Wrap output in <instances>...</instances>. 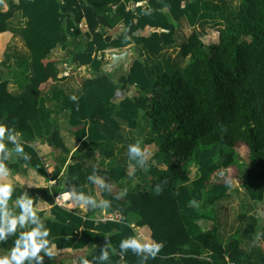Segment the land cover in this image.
<instances>
[{"label":"trees","instance_id":"1","mask_svg":"<svg viewBox=\"0 0 264 264\" xmlns=\"http://www.w3.org/2000/svg\"><path fill=\"white\" fill-rule=\"evenodd\" d=\"M150 1L156 10L141 16L121 10L128 33L150 27L151 33L139 35L137 42L153 57L178 43L185 65L161 68L140 49L127 74L121 73L117 79L86 77L77 100L65 97L63 104L70 112L69 128L91 124L97 135L110 141H115L125 126L137 128L144 112L159 142L154 156L143 159L147 182L125 190L123 196L106 188L102 196L108 210L119 212L122 220L96 223L92 216L98 206L89 196L94 182L83 162L75 161L67 166L63 187L32 189L36 195L33 204L41 197L55 205V197L67 191L85 198L87 219L68 210L63 211L65 217L54 209L51 213L71 233L82 226L102 234L103 242L86 256V264H215L216 257L224 264H264V223L258 227L251 216L239 215L249 221L238 236L225 240L217 219L200 210L205 201L215 205L220 195L212 192L227 190L234 179L253 202L264 201V0H242L237 13L228 18L227 30L217 31L214 42L208 41L213 32L203 37L194 30L181 40L177 37V22L190 14L191 0ZM97 2L59 0L45 12L38 0L0 3V32L7 30V20L17 10L25 12L24 38L35 66L32 82L20 96L9 93L0 68V123L8 128L0 140L18 134L14 144L25 152L20 162L12 163L11 153L0 150V166L19 170L22 163L32 168L40 163L39 137L31 122L42 129L51 127L52 113L40 105L41 95L48 84L66 78L57 74V60L49 53L58 43H72L69 35L78 23L85 20L87 25L84 50L69 53L78 65L92 64L99 71L104 51L124 46L123 37L119 42L107 40L110 25L98 14ZM70 16L72 20H68ZM96 51L102 52L100 59ZM127 86L137 87L134 95H122ZM85 135V129L77 132L79 140ZM52 142L64 155L70 154L59 126L52 131ZM243 146L249 150L246 161L237 151ZM190 162L197 173L189 186L184 178ZM114 172L99 169L97 175ZM135 173L131 166L119 176L127 178ZM136 227L141 228L140 238ZM253 233H257L259 244L253 249L242 248L239 236ZM19 234H9L1 243L5 250L14 245ZM132 238L162 247L154 258L147 251L122 249L121 242Z\"/></svg>","mask_w":264,"mask_h":264},{"label":"crops","instance_id":"2","mask_svg":"<svg viewBox=\"0 0 264 264\" xmlns=\"http://www.w3.org/2000/svg\"><path fill=\"white\" fill-rule=\"evenodd\" d=\"M6 1L19 3V0H0V3ZM58 1L38 0L42 12L47 11ZM241 2L242 0H191L190 14L177 22V37L181 40L189 36L194 30H197L200 34L210 32V29L206 26L205 32H202L200 26V21L211 14L212 9L209 10L210 6L217 5L214 10L221 6H229L230 9L233 6H237L235 9L237 13ZM95 8L98 14L103 15L110 25L106 28L107 40L119 42L122 39L121 37H123V47H111L109 49L136 47L138 53L141 49L146 59L152 63L156 62L159 66H163V64L168 66V64L175 61L172 58L173 54L176 56L181 55L180 47L177 43L165 47L157 57L151 56L145 50L143 44L137 42L139 35L151 33L150 27L136 34L128 33L121 10L124 8L126 11H133L138 16H141L156 10V6L150 0L138 2L134 0H113L111 2L98 0ZM68 20H72V17H68ZM27 22L28 18L25 12L19 9L7 20V30L0 32V68L4 71L3 79L8 81V91L14 96H20L28 89L35 74L33 55L24 38ZM75 28L72 29V34L69 35L72 41L70 45L58 43L49 53L51 59L57 60V74L60 77L66 76L65 80L48 84L41 95L40 105L49 109L52 113L50 119L51 127L42 129L35 122H31L35 133L39 137L37 149L41 158L40 163L37 168H32L22 163L19 170L5 165L0 166L7 170V174L0 173V184L6 183L13 190L11 199L8 202V209L12 215L22 211L16 204L18 198L27 196L34 199L36 197L32 189L38 187H48L50 189L63 187L67 179L65 174L67 166L75 161L83 162L94 182L90 188L89 196L94 205L98 206L92 216L96 223L102 221L101 218L106 213H109L107 204L102 196V192L106 188L110 187L113 192L123 196L125 190L132 189L139 183L147 182L146 166L143 162V159L147 157L144 155V157L139 156L130 151V146L134 144L140 145L143 142L149 143L157 136L151 130L150 123L144 112L140 114L139 126L137 128L125 126L115 141H110L107 137L97 135L91 124H80L73 129L67 126L70 120V112L63 108L65 97L71 99L72 96H76L78 98L82 94L84 79L89 73L95 71L94 65H78L73 61V57L69 56L70 51L81 52L86 45L84 35L87 25L85 20L78 23ZM95 54L100 59L102 52L96 51ZM126 89L122 92V95L124 93L130 95V92ZM136 89V86L131 88L133 95ZM56 126H59L60 137L70 150V154L67 156L53 145L52 131ZM84 129L86 130V135L82 140H79L77 132L81 133ZM11 137L15 139L0 140V143L6 144L5 150L11 153L10 161L12 163L20 162L19 158L25 152L16 150L17 145L14 143L19 140L18 134ZM155 145L158 149L159 142L157 141ZM108 155L111 156L109 157ZM131 166L136 168V173L131 177L121 178L119 176L120 172ZM99 169L114 170L115 172L113 174L100 173L97 175ZM60 194H67V197L70 198L63 208L56 203L55 205L49 204L41 197L34 204L40 223L43 224L41 230H48V235L44 239L50 240V248L55 245L53 248L54 255L51 257L45 256L42 264H85L86 256L93 252L100 242H103V236L96 230L85 229L82 226L79 230L71 233L58 221L59 219L54 218L51 209H54L55 212L64 217L63 211L68 210L83 219H87L88 205L83 196H72L71 198V192L68 191ZM34 227H36L35 224L28 222L25 230ZM140 231L141 228L136 227L138 238L141 237ZM0 250H5L1 243ZM41 253L44 255L43 251Z\"/></svg>","mask_w":264,"mask_h":264},{"label":"rangeland","instance_id":"3","mask_svg":"<svg viewBox=\"0 0 264 264\" xmlns=\"http://www.w3.org/2000/svg\"><path fill=\"white\" fill-rule=\"evenodd\" d=\"M235 1V0H234ZM217 5L210 6L209 10L212 9L211 14L206 16L200 21V26L202 32H205L206 27L210 29V33L213 32L212 36L209 37L208 41H215L216 36L218 35L219 30H227V20L232 13L235 12L237 6L229 8V6H221L217 10H214ZM234 10H233V9ZM236 13V12H235ZM234 13V14H235ZM206 26V27H205ZM209 34V31L206 33H201L204 37ZM210 34V35H211ZM180 55V54H179ZM173 61L171 64L160 66L161 68L169 69L167 67L175 66H184L186 61L183 57L172 55ZM162 64V62H160ZM154 141V142H153ZM157 144L155 138L151 142L140 143V147L144 151V156L151 158L157 152ZM237 151L240 158L243 161L247 160L248 149L247 147H238ZM154 163H158L155 161ZM197 167L193 162L187 164L186 167V177L184 178L185 183L189 186L191 185L192 179L196 176ZM213 195H220V200L216 202L215 205L211 206L209 202L205 201L204 204L200 207V210L211 217H215L219 222L220 232L223 238L229 239L232 236H238L239 233L243 230L245 224L249 221L248 219L243 221L239 218V215L246 214L254 218V221L258 224V227L264 223V201L263 202H253L249 195L243 190L242 185L238 179H234L225 191H216L212 192ZM253 220V219H252ZM251 221V219H250ZM241 247L244 249H253L259 244V238L257 233L239 236ZM215 264H224L217 257L215 258Z\"/></svg>","mask_w":264,"mask_h":264},{"label":"clouds","instance_id":"4","mask_svg":"<svg viewBox=\"0 0 264 264\" xmlns=\"http://www.w3.org/2000/svg\"><path fill=\"white\" fill-rule=\"evenodd\" d=\"M73 101L77 100L76 96H72ZM8 128L5 124L0 123V139H2L7 133ZM8 139H15L14 137H8ZM6 148V144L0 143V150ZM16 150L23 151L21 146H17ZM130 151L143 156L144 151L138 144L130 146ZM0 173L7 174V170L0 167ZM12 188L6 184H0V243L8 240L9 234H15L19 232L18 238L15 240L14 245L7 250H0V264H32L35 260V264H42L45 256H53V248H49V241L44 239L48 235V230H41L43 224L40 223L39 215L34 208L33 199L30 197L18 198L16 201L17 207L21 209L18 214L12 215L8 209V202L12 196ZM71 198H72V194ZM67 198V194H65ZM83 199V197H81ZM60 201L58 200V203ZM28 222L35 224L36 227L28 228ZM162 244L151 242L141 243L139 240L132 238L121 242L122 249H133L137 253L140 251H147L154 258L160 251ZM43 251L44 255H40ZM105 258H107V252H105ZM86 264V262H85Z\"/></svg>","mask_w":264,"mask_h":264},{"label":"water","instance_id":"5","mask_svg":"<svg viewBox=\"0 0 264 264\" xmlns=\"http://www.w3.org/2000/svg\"><path fill=\"white\" fill-rule=\"evenodd\" d=\"M139 57V53L136 47H130L126 49H108L104 53V63L99 71L90 73L87 77H100L101 75H107L112 79H117V76L121 73L127 74L133 61ZM127 91L132 96L131 87L127 86Z\"/></svg>","mask_w":264,"mask_h":264},{"label":"built area","instance_id":"6","mask_svg":"<svg viewBox=\"0 0 264 264\" xmlns=\"http://www.w3.org/2000/svg\"><path fill=\"white\" fill-rule=\"evenodd\" d=\"M70 198L67 197L65 198V194H59L55 197V203L61 207H65L66 206V203L67 201L69 200ZM58 200L60 201L58 203ZM101 220L103 222H107V221H121L122 220V215L119 213V212H109V213H106L102 218Z\"/></svg>","mask_w":264,"mask_h":264}]
</instances>
